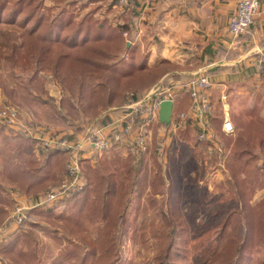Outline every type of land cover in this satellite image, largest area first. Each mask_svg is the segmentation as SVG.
<instances>
[{"label":"trees","instance_id":"1","mask_svg":"<svg viewBox=\"0 0 264 264\" xmlns=\"http://www.w3.org/2000/svg\"><path fill=\"white\" fill-rule=\"evenodd\" d=\"M47 1L52 4L48 6ZM118 1L0 0V27L7 28L0 36V61L10 62L13 69L21 67L28 71L32 68L29 83L35 81L40 72H51L64 91H68L72 99H78L80 110L66 96L61 101V109L54 106V102L50 103L54 124H66L71 115L78 121L89 119L93 122L92 128L104 127L112 121L109 112L136 102L157 85L170 86L167 81L159 80L168 73L165 68L172 65L171 61L163 60L152 68L149 55L142 54L137 45L127 48L137 32L136 3L127 0V4L117 6ZM119 7L128 15L123 23L117 20L124 12ZM125 53L128 58L121 59ZM2 86L7 88L5 84ZM32 92L29 85L31 98L46 104L40 96H32ZM14 99L16 104L20 103L17 97ZM263 109L264 101L258 97L252 107L243 111L249 118L243 120V114L235 115L234 137L219 131L222 139L234 142L226 166L235 196L241 202L238 217L232 221L233 213H229L212 233L208 245L200 243L190 247L192 240L181 217L164 216L159 225L158 250L153 264H185L190 253L194 264H252L254 254L264 248V199L251 204L255 189H264V159H259L255 152L258 140L264 153ZM179 110L182 113L180 107ZM188 122L185 129H189ZM158 125L165 124L159 121ZM0 128L5 127L0 125ZM79 131L81 129L76 128L69 137L76 140ZM154 135L157 140L156 129ZM204 144L212 146V143ZM33 146L32 139L21 137L19 161L11 165L6 177H9L7 183L16 185L22 194L39 197L65 179L68 157L61 150H53L41 153L40 159L32 152L24 158L23 150L31 151ZM146 155L140 158L130 155V162L142 163L138 167H126V172L107 169L106 175L98 177L94 171L87 177L84 174L83 189L57 203L66 206L61 213L56 211L57 204L29 210L34 221L23 225L2 243L0 261L3 264H42L36 232L41 229L62 245L58 255L49 254L50 264H120L132 225L127 211L132 189L136 187L142 195L149 186L155 193L165 186L160 175L151 179L143 161ZM242 173L245 174L243 179L240 178ZM63 175L64 179L58 182ZM126 181L130 182L128 187ZM3 192L0 182V229L6 224L7 208L11 204ZM88 221L104 222L95 238L89 236ZM42 222L50 228H43Z\"/></svg>","mask_w":264,"mask_h":264},{"label":"rangeland","instance_id":"2","mask_svg":"<svg viewBox=\"0 0 264 264\" xmlns=\"http://www.w3.org/2000/svg\"><path fill=\"white\" fill-rule=\"evenodd\" d=\"M51 4L50 1H47L48 6ZM6 29L5 26L0 27V36ZM136 34L132 41L128 40L133 44L128 42L127 48L137 45L142 54L149 55V57L154 54V63L155 59L163 55L177 60L183 59L182 57L178 58L179 55L188 58L193 54L192 64L196 65V55L200 50V42L198 41L200 38L195 34L193 26H173L168 25L167 20H157L151 25H140ZM124 38L126 37L124 36ZM127 58L126 53L121 56V59ZM171 64L166 66L165 70L168 73L159 81L172 80V82L185 83L184 79L192 77L177 73L179 66L174 63ZM150 67L155 66L150 64ZM32 72V68H28V71L23 70L21 67L13 69L10 62L0 61V108H19L24 118L36 120L58 133H65L68 137L75 133L76 128L81 129L78 135L92 128L93 122L89 119L85 118L86 120L80 119L78 121L73 119L71 115H68L69 120L66 121V124H54L51 121L52 109L49 106L50 103L54 102L53 105L61 109L62 99L65 96L72 99L71 94L68 91L65 92L61 83L48 71L40 72L37 79L29 83ZM3 84L7 88L2 86ZM255 84L259 85L256 82ZM29 85H32V96H40V99L46 104L31 98L28 94ZM250 89L251 87L247 84L240 87L239 90L234 88L227 90L229 98L236 106L237 114L239 116L243 114V120L248 116L243 113L245 108L241 101L248 96L247 92ZM13 90L15 92L11 93ZM261 92L264 94V87L261 91L256 89L257 94L253 98L259 96L261 98ZM14 96L19 99L20 103L16 104ZM72 102L79 107L77 98L72 99ZM180 113L179 102L177 101L175 102L174 114L178 115ZM82 115L81 112V117ZM169 128L165 127L159 132L156 131L157 140H155L154 135L150 151L143 160L148 166L151 179H155L157 175H160L165 186L156 193L149 186L142 195L138 194L136 187L132 189L127 203L129 220L132 225L129 230V238L124 245V258L120 264H153L154 256L158 250L159 225L163 222L164 216L173 217L174 219H177L176 215L181 217V222L188 229V236L192 240L190 247H194V245L200 243L208 245L212 240V233L228 214L233 213L232 221H235V218L238 217L237 214L240 213L241 202L235 196V187H233L231 174L226 166L231 158V147L234 142L226 141L216 134V144L219 145L221 151L216 150L214 154H210L211 145L207 146L199 141V143L196 142L197 133L194 129L179 128L175 131L173 129L171 132ZM60 129H62L61 132ZM19 139L13 131L0 128V182L3 184L4 195L11 202L7 208L8 212L13 208L12 192H20L15 187L16 185L7 183L9 177H6L7 172H10L11 165L19 161L15 150V143L19 142ZM258 145L257 140L255 152L260 157L259 159H264V153H261ZM29 151L25 152L26 157L24 158L29 157ZM30 152L34 157L40 159L41 153L33 150ZM129 156L123 151L96 155L93 159L83 162V175L85 174L87 177L89 174H93L94 171L98 177L101 174L106 175L107 169L126 172V167L130 165L138 167L142 163V161L130 162ZM259 164H262V160ZM244 177L245 174L242 173L240 178L243 179ZM61 180L62 178L58 182ZM125 183L126 187L130 184L129 181ZM259 190L260 188L255 189L254 197L257 194L256 198H258L256 201L260 198ZM65 208V204L60 203L57 204L56 211L61 213ZM40 225L43 228H50V225L44 222ZM86 225L89 236L95 238L98 231L104 226V222L92 223L88 221ZM36 232L39 237L42 264H50L49 254L55 253L58 255L61 252L62 245L54 238L46 236L41 229H37ZM8 239L9 236L5 241ZM191 252L193 253L192 248ZM189 256L185 264H194L192 254L190 253ZM0 260H2L1 256ZM1 264L3 263L1 262ZM252 264H264V248L254 254Z\"/></svg>","mask_w":264,"mask_h":264},{"label":"built area","instance_id":"3","mask_svg":"<svg viewBox=\"0 0 264 264\" xmlns=\"http://www.w3.org/2000/svg\"><path fill=\"white\" fill-rule=\"evenodd\" d=\"M127 4V0H119L117 6ZM257 21H264V3L261 0H240L236 13L229 22L230 34L239 37L246 33ZM127 35V34H125ZM258 69L264 73V53L258 60ZM212 81L208 74L194 75L183 84L174 86L157 85L144 94L136 102L125 105L117 110L118 115L111 117L112 121L104 127H93L78 135L76 140L40 124L31 118H24L19 108H0V125L13 131L18 136L30 138L35 142L38 153L61 150L68 157L66 177L43 195L35 198L34 206H27L26 197L18 191L12 192L13 208L9 212L6 224L0 229V244L11 234L18 231L33 217L28 211L34 208H48L74 196L83 189V162L95 155L108 153L113 149L123 151L137 158L148 154L152 145V126L159 122L161 105L165 101L175 102L184 95V91L192 100L189 112L172 115L168 127L175 130L184 128L190 119L202 143H212L210 154L220 150L216 144V134L212 126L214 103L209 91ZM226 100V96L222 97ZM222 132L229 137L236 133V127L229 117L222 123ZM1 264V262H0Z\"/></svg>","mask_w":264,"mask_h":264},{"label":"crops","instance_id":"4","mask_svg":"<svg viewBox=\"0 0 264 264\" xmlns=\"http://www.w3.org/2000/svg\"><path fill=\"white\" fill-rule=\"evenodd\" d=\"M239 1L240 0L134 1V3H136L135 13L137 17L135 18V25L137 27V31H139L140 25H151L157 20H167V24L173 26L189 25L194 27L195 34L200 38L198 40L200 42V50L196 55V65L192 64L194 57L193 54H191L192 56H188V58L183 55H179L178 58L182 57L183 59L177 60L171 59L172 57H167V55H163L155 59V63L153 61L155 55L152 54L150 57V64L157 66L163 60H169L179 66V70L177 71L179 74L193 77L196 74L206 73L210 76L212 87L209 94L215 105L212 117L214 123L212 126L214 133L218 134V136L220 135V132H222V123L226 117H229L236 126V121L234 119L237 114L235 108L236 106L232 103V99L229 98L227 90L232 88L239 90L240 87L249 84L251 89L247 92L248 96L241 101L244 108H248V106L252 107L251 104H254L258 98H253L254 95L257 94L256 89L261 91L264 87V73L259 72L257 65L259 58L262 53H264V21H257L246 33L239 37L232 36L229 31V22L231 17L236 13ZM261 1L264 3V0ZM118 9L122 12L124 11L123 7H119ZM127 17L128 15L125 14L124 11L117 20L120 23H123ZM191 32L193 33V30ZM192 77H190V79ZM187 79H184L185 82ZM166 81L170 86L184 83L172 82V80ZM255 82L259 85H256ZM260 95L264 101V94L261 92ZM224 96H226V100H222V97ZM177 101L179 102V107L182 112L190 111L192 103H190V96L187 92L184 91V95H182ZM109 115L110 117H116L118 115V111L109 112ZM188 121L189 128L195 130L193 121L190 119ZM165 127L168 126H159L158 122L155 123L152 126L153 136L155 129L159 132L163 128L165 129ZM218 127L219 129H217ZM173 129L174 128L172 127L169 128L171 132ZM21 137L22 136L19 137V142L15 143L17 157L21 154L18 149ZM32 150L36 152L35 146L32 147L31 151ZM26 151H29V149ZM26 151L23 150L24 153ZM117 151L119 152L120 150ZM64 177L65 176L63 175L61 178L64 179ZM259 192V200L256 201L258 199L256 198V194L255 197H253L251 204L255 205L264 199V189L259 190ZM25 197L27 198L25 201L26 205L30 207L34 206L36 197Z\"/></svg>","mask_w":264,"mask_h":264},{"label":"water","instance_id":"5","mask_svg":"<svg viewBox=\"0 0 264 264\" xmlns=\"http://www.w3.org/2000/svg\"><path fill=\"white\" fill-rule=\"evenodd\" d=\"M129 45V43H128ZM173 115V102L165 101L161 105L159 121L166 126L170 125Z\"/></svg>","mask_w":264,"mask_h":264}]
</instances>
